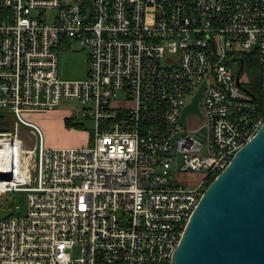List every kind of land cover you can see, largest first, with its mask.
<instances>
[{
    "label": "built area",
    "instance_id": "obj_1",
    "mask_svg": "<svg viewBox=\"0 0 264 264\" xmlns=\"http://www.w3.org/2000/svg\"><path fill=\"white\" fill-rule=\"evenodd\" d=\"M74 42L87 74L61 77ZM253 62L262 80L264 0H0L13 126L0 122V195L27 192L24 213L0 217V264H170L206 187L264 121ZM203 83V117L183 121ZM63 99L95 123L86 145L49 146L32 119Z\"/></svg>",
    "mask_w": 264,
    "mask_h": 264
},
{
    "label": "water",
    "instance_id": "obj_2",
    "mask_svg": "<svg viewBox=\"0 0 264 264\" xmlns=\"http://www.w3.org/2000/svg\"><path fill=\"white\" fill-rule=\"evenodd\" d=\"M205 83L182 112L202 118ZM170 264H264V121L208 184Z\"/></svg>",
    "mask_w": 264,
    "mask_h": 264
},
{
    "label": "rangeland",
    "instance_id": "obj_3",
    "mask_svg": "<svg viewBox=\"0 0 264 264\" xmlns=\"http://www.w3.org/2000/svg\"><path fill=\"white\" fill-rule=\"evenodd\" d=\"M89 63L88 54L85 50L79 49L77 43H73L69 48H62L59 50V74L61 77L66 78H83L87 74ZM234 67L239 66V62H233ZM252 79V82L247 83L248 86L259 96L264 97V76L261 78L259 71L255 72L252 69L246 70ZM245 72L243 73V79L245 78ZM81 105L78 101L72 99H63L59 106L47 111L45 114H34L32 119L37 120L43 128L48 130V140L46 144L51 143V139H59L61 142H57V145L62 146H83L88 143L92 136V130L95 127V123L87 117L82 116L80 111ZM66 118L72 120V124L66 122ZM4 116H0V122L7 124L8 129L13 128L11 121H5ZM193 118L189 119V123L193 124ZM1 127V126H0ZM4 127V126H3ZM1 129V128H0ZM19 136L23 140L24 146L33 148L35 145V136L30 133V130L23 127ZM49 141V142H48ZM19 148L21 143L18 141ZM174 170H170L173 172ZM197 175V176H196ZM192 176H183L182 179L188 181H197L199 174ZM191 185V182L188 183ZM27 192L17 191L0 195V217L6 216L11 213L14 206L19 205V213H24L27 203Z\"/></svg>",
    "mask_w": 264,
    "mask_h": 264
},
{
    "label": "bare ground",
    "instance_id": "obj_4",
    "mask_svg": "<svg viewBox=\"0 0 264 264\" xmlns=\"http://www.w3.org/2000/svg\"><path fill=\"white\" fill-rule=\"evenodd\" d=\"M10 145V141L9 140H1L0 139V160H3V158L5 157V152L7 150V147ZM19 147V144H18ZM9 159V157H8Z\"/></svg>",
    "mask_w": 264,
    "mask_h": 264
},
{
    "label": "crops",
    "instance_id": "obj_5",
    "mask_svg": "<svg viewBox=\"0 0 264 264\" xmlns=\"http://www.w3.org/2000/svg\"><path fill=\"white\" fill-rule=\"evenodd\" d=\"M46 113V112H45ZM45 113H42V114H45ZM38 115H41V114H38ZM35 120V119H34ZM35 121H37V120H35ZM42 127V126H41ZM43 128V127H42ZM43 130H44V132H45V141L46 140H48V137H47V135H49V133H48V130L46 129V128H43ZM61 142V140H59V139H51V143L49 142V146H62V145H57V142Z\"/></svg>",
    "mask_w": 264,
    "mask_h": 264
},
{
    "label": "trees",
    "instance_id": "obj_6",
    "mask_svg": "<svg viewBox=\"0 0 264 264\" xmlns=\"http://www.w3.org/2000/svg\"><path fill=\"white\" fill-rule=\"evenodd\" d=\"M250 67H251L250 69H252V70L255 71V72L262 70V66H260V64L257 63V62H253V64H252ZM260 79H261V78H260ZM260 96H262V95H260ZM66 122H67V123H70V124L73 123L72 120H71L70 118H66ZM0 128H1V127H0Z\"/></svg>",
    "mask_w": 264,
    "mask_h": 264
}]
</instances>
